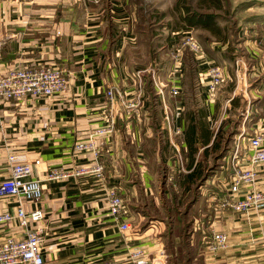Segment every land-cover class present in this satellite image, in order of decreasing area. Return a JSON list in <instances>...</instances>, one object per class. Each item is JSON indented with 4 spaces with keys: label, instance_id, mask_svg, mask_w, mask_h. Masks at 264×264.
<instances>
[{
    "label": "crops",
    "instance_id": "crops-1",
    "mask_svg": "<svg viewBox=\"0 0 264 264\" xmlns=\"http://www.w3.org/2000/svg\"><path fill=\"white\" fill-rule=\"evenodd\" d=\"M254 7L239 18L234 52L225 51L226 39L210 54L197 38L202 51L183 47L176 61L168 39L152 56L129 0H0V69L47 63L65 76L57 93L0 101V179L9 171L7 155H22L42 191L36 202L0 196V213L19 204L26 212L42 210L28 224L42 234L41 264L122 260L136 246L161 264H264V202L246 213L218 208L214 200L226 191L236 144V162L249 166V137L264 131V0ZM215 60L230 81L218 103L220 94L210 98L205 90ZM112 84L138 96L139 106L129 114L118 107L116 129L98 138L102 177L75 173L93 156L72 144L102 123L105 89ZM171 87L179 89L177 96ZM200 105L207 110L202 128L187 117L198 118ZM214 140L233 149L202 185L184 191L180 174L188 171V144L198 147L194 162L206 157L213 163ZM253 167L256 187L264 190V162ZM52 168L65 175L45 179ZM109 187L123 196L126 211L119 215L108 209ZM192 189L196 194L187 199ZM124 222L129 228H121ZM214 230L228 234V246L217 253L206 247ZM7 234L19 238L23 229L15 221L0 224V242Z\"/></svg>",
    "mask_w": 264,
    "mask_h": 264
},
{
    "label": "built area",
    "instance_id": "built-area-1",
    "mask_svg": "<svg viewBox=\"0 0 264 264\" xmlns=\"http://www.w3.org/2000/svg\"><path fill=\"white\" fill-rule=\"evenodd\" d=\"M98 1V0H95ZM188 47L194 53L202 51L201 44L197 37L190 31H186L181 40L175 44V58L178 60V53ZM150 69V67H148ZM143 70H137L141 74ZM207 74L209 80L206 84L208 97L213 98L218 87L224 81L222 67L211 62ZM65 84L64 70L52 64H40L33 66H12L6 70L0 69V101L26 96H48L59 92ZM161 90L160 87H158ZM171 94L177 96L179 89L170 88ZM139 106V97H130L117 85H109L105 89V103L101 109L102 123L89 130L83 138L77 139L72 144V150L89 152L93 156L91 165L76 169L75 173L93 172L99 178L102 177L103 164L100 161L98 150V138L101 135L113 132L117 126L118 107L126 113L136 112ZM167 108V112H168ZM168 114H166L167 116ZM178 115V113H176ZM239 144H236L232 154V171L227 179L226 191L223 194L214 196L218 208H230L235 211L248 212L255 210L264 202V190L256 187V171L254 164L264 162V131H258L249 137V155L247 160L249 166L243 167L236 162ZM181 161V156L178 155ZM8 174L0 179V196L7 195L20 200L32 202L41 198L40 179L32 177L31 167L27 160L21 155L9 153ZM60 169L52 168L44 173L47 180L64 176ZM242 194L238 195L240 190ZM108 209L110 213L119 215L126 211L123 196L117 188L109 187L107 190ZM42 210L34 207L25 211L19 204L14 212L0 213V224H7L15 221L23 229L21 237L7 234L0 242V264H41L42 256L39 243L42 234L37 229L28 228V224L40 218ZM122 229L129 228V224H121ZM228 234L224 231L214 230L208 240L206 247L211 253L222 251L228 246ZM100 264H161L156 259H151L147 249L136 246L130 250L127 257L122 260H107Z\"/></svg>",
    "mask_w": 264,
    "mask_h": 264
},
{
    "label": "rangeland",
    "instance_id": "rangeland-1",
    "mask_svg": "<svg viewBox=\"0 0 264 264\" xmlns=\"http://www.w3.org/2000/svg\"><path fill=\"white\" fill-rule=\"evenodd\" d=\"M222 1V7L221 8H210V11H215L217 15L218 21L220 20L219 24L228 26V30H233V27L231 28V20L229 18V14L231 13L230 7L232 4L237 3L239 0H221ZM199 0H129L131 10L133 11L135 15V25L137 32L139 33L140 38L142 41L146 43V45H150V48L152 47V56H155V54H158L156 52L157 47L160 43H163L165 39L167 40V43L176 44L178 43L186 29L183 26L181 20L179 21L178 18V6H180L182 3L184 4H190L194 5V8H197V5L200 7H203L198 3ZM258 4V0H254V3L252 4V7L256 6ZM177 6V8H176ZM254 8L246 9L241 12H237L235 14V17L239 18L241 15H245V13L253 11ZM226 20V22H225ZM228 20V21H227ZM226 23V24H225ZM185 30V31H184ZM227 30V31H228ZM193 33L197 36V38L200 40V42H203L205 44L207 41V36L211 39V35L208 34V32L202 28L194 29ZM173 37V40H169V37ZM216 45H219L220 47L223 46L222 39L223 38V32L217 35ZM227 37H232L235 41L236 36L234 34L227 33ZM226 38V37H225ZM223 39V41L225 40ZM150 43V44H147ZM167 48L169 49V45H167ZM216 61V60H215ZM217 62V61H216ZM218 62L222 64V59H218ZM217 62V63H218ZM230 85V81L225 82V80L222 82V84L218 87L216 94H220L219 98H217L218 101H222L223 98V90ZM233 119L235 117L233 116ZM233 122V121H232ZM222 136V135H221ZM182 158V157H181ZM205 162L203 163L202 170L205 175L207 173H210L214 167L219 165L218 161H215L213 163L208 162L206 160V157H204ZM182 162V159L180 163ZM183 167L185 166V162L183 163ZM182 164H179V169L182 168ZM185 168V167H184ZM178 169V168H177ZM187 169V168H186ZM178 172V171H177ZM197 185L203 184V178L197 179ZM192 187H196V185L193 183ZM190 190L188 193H186V198L191 199L193 195L196 193Z\"/></svg>",
    "mask_w": 264,
    "mask_h": 264
},
{
    "label": "trees",
    "instance_id": "trees-1",
    "mask_svg": "<svg viewBox=\"0 0 264 264\" xmlns=\"http://www.w3.org/2000/svg\"><path fill=\"white\" fill-rule=\"evenodd\" d=\"M182 1V0H181ZM203 2V7H200L199 5H197V8H194V5H190V4H184L182 3L180 6H176L177 10H178V18L179 21L181 20L183 26L185 27L184 29H186V31L190 28L192 29H198V28H202L204 30H206L208 32L209 35L213 36L211 37V39L209 38V36H207V41L204 45L203 50L210 53V54H214L215 50H219L220 46L216 45L217 42L216 40L219 39L217 37L218 34L223 32V38L220 39L222 40L223 44L224 41L226 39H228V43L227 46L225 47V51H233L234 52V48L232 46V44H236L237 45V35L235 33V28L237 27L239 18L235 17V14L237 12H241L243 9L247 8L248 6L252 5L254 3V0L251 1H246V0H239L237 3L232 4V6L230 7V11L231 13L229 14V18L231 20V28L233 27V30L230 29L228 30V26L226 27L225 25H220L217 19V13L215 11H210V8H221L222 7V1L221 0H199V4H202ZM228 21V20H227ZM226 22V20H225ZM226 24V23H225ZM228 30V31H227ZM185 31V30H184ZM230 34H234L236 36L235 41L233 40V38L231 37H227V33ZM226 37V38H225ZM217 38V39H215ZM225 38V40L223 41V39ZM216 42V43H213ZM213 43V44H212ZM213 47L212 50L211 48ZM230 54V53H229ZM232 54V53H231ZM196 73L195 67L194 65H191L189 67V74L191 75V77H193ZM206 107L205 105H200L199 109H198V118H196L194 115L188 116L187 117L190 120H194L197 121V123L199 124L200 128L203 127L204 122H206ZM185 114L188 112L184 111ZM186 117V118H187ZM188 132V131H187ZM213 146L212 148L215 150L216 152V160L218 161L219 158H222L223 155H225L227 153V151L232 150L233 149V145L229 146L227 143L226 145H222L220 142H218L217 140H214L212 142ZM188 153H189V162L186 163V168L188 169V171L181 173V179L180 182L183 186V190L187 191L189 188H191L193 185V183L197 185V179H202L204 180L205 178V173H203L202 170V166L203 163L205 162L204 158L203 159H199L197 161L194 162V156L195 153L198 149V147L196 145H192V143H189L188 146ZM206 150H204V154H206ZM194 154V156H193ZM204 161V162H203ZM219 163V162H218Z\"/></svg>",
    "mask_w": 264,
    "mask_h": 264
}]
</instances>
